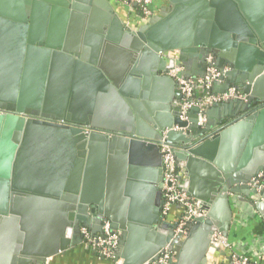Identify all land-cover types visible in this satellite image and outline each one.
<instances>
[{"label":"water","instance_id":"1","mask_svg":"<svg viewBox=\"0 0 264 264\" xmlns=\"http://www.w3.org/2000/svg\"><path fill=\"white\" fill-rule=\"evenodd\" d=\"M89 2L0 0V264H45L86 244L82 226L97 223L101 232L105 220L123 234L116 254L122 264H155L165 249L170 264H209L210 253L228 241L232 195L253 205L264 220V189L252 187L264 171V107H258L264 106V0H166V12L135 36L144 63L130 68V55L120 74L72 45L74 32L82 30L75 22L86 18ZM211 27L216 35L217 27L224 32L209 36ZM237 53H247V59ZM193 58L206 69L232 67L211 94L235 87L246 99L215 104L200 125L205 111H185L180 89L171 107L142 103L125 92L141 83V71L144 84L151 75L175 88L169 71L184 66L180 77L189 78ZM61 67L70 81L82 72L97 88L122 98L126 124L114 130L76 118L72 106L66 108L73 87L63 96L56 89ZM129 68L127 84L121 85ZM218 111L224 115L213 121ZM51 132L66 139L44 140ZM163 143L174 147L177 163H185L191 178L206 177L209 183L203 196L180 185L205 213L185 233L176 232L183 209L176 219L163 214Z\"/></svg>","mask_w":264,"mask_h":264},{"label":"crops","instance_id":"2","mask_svg":"<svg viewBox=\"0 0 264 264\" xmlns=\"http://www.w3.org/2000/svg\"><path fill=\"white\" fill-rule=\"evenodd\" d=\"M166 0H154L155 16L167 10ZM87 11L83 15L86 17L82 22H75L74 27H82L81 31L76 30L75 35L72 37V45L76 47L79 52H86L90 57L92 56L96 61H102L105 67L112 73L120 74L127 68L129 64L130 55L133 63L138 67L144 63L143 57L144 49L141 41L135 37L137 33L143 28L146 22L139 17V13L134 5L123 3L119 0H90L85 4ZM80 25V26H77ZM218 35L214 30L209 29L207 34L209 36L215 34L216 38L222 35L224 30L217 27ZM81 33V35H80ZM221 33V34H220ZM87 34V36H86ZM90 35V36H89ZM94 35V36H93ZM139 41V42H138ZM237 50V49H235ZM239 51V50H238ZM239 54L237 53V58ZM27 59V56H25ZM239 59L246 60V55H240ZM134 66V65H133ZM228 66L229 65H225ZM147 67V66H144ZM130 68L122 79L121 85L127 84ZM182 71L185 69L181 67ZM208 69V68H207ZM206 67L200 63L199 59H192L189 66V78L200 79L203 78L199 74L207 72ZM82 72L72 75V80L68 78L69 72L67 68L61 67L56 70V89L63 96V93L68 87H73L66 96V108L72 106L73 113L76 118L84 119L90 123L109 126L114 130L121 129L129 117L126 112L125 102L122 98H118L115 93L110 89L99 86L93 82L92 77L85 78ZM142 77L141 83L137 86L125 88V92L130 98L138 99L140 102L154 103L158 106L167 105L172 106L176 100L177 90L179 87H170L166 83H160L152 80V76H148L149 80L144 84L145 74L139 72ZM136 78V79H137ZM48 79L46 81L45 92L47 91ZM206 92L203 88H197L194 93V106L192 109L204 110L206 115L199 114V124L207 121V112L215 107L214 105L206 104L204 97ZM183 97V95H182ZM189 109V110H190ZM187 110V111H189ZM217 110V109H216ZM201 113V112H200ZM224 114L221 111L213 113L211 119L219 121ZM1 124V123H0ZM2 127H0V130ZM26 128L24 127V130ZM192 133V132H191ZM25 132H22L24 135ZM44 140H52L55 144L62 143L65 140V135L61 133H46L43 135ZM72 137L73 147L77 146V141ZM1 165V162H0ZM179 166V183L186 185L187 189L191 187L195 189L201 196L204 195L203 190L209 189V183L206 177L194 176L190 177L185 163H178ZM12 172L14 171V162L10 165ZM189 193L188 190H185ZM190 194V193H189ZM191 195V194H190ZM192 196V195H191ZM196 200V199H195ZM203 203V201H201ZM231 206L233 210V220L231 223V230L229 232L227 244H221L216 253H210L209 264H231L234 254L247 256L251 260L264 261V220L257 209L248 202L240 201L237 195H232ZM181 207L175 206L173 210L166 216L167 219H176L181 215ZM92 219H96L95 214L89 213ZM90 230L97 229V223H91ZM98 231V229H97ZM121 241L117 248H119ZM94 233V232H93ZM99 233V231L97 232ZM94 233V234H97ZM75 237V234H73ZM79 239L80 235H76ZM230 253H232L230 255ZM116 260L102 258L97 251L87 244H77L71 249L49 260L48 264H122Z\"/></svg>","mask_w":264,"mask_h":264},{"label":"built area","instance_id":"3","mask_svg":"<svg viewBox=\"0 0 264 264\" xmlns=\"http://www.w3.org/2000/svg\"><path fill=\"white\" fill-rule=\"evenodd\" d=\"M123 3L134 5L140 10L139 17L144 22L149 21L155 16L154 0H119ZM228 71L227 68L220 70L215 66L208 67L205 77L200 79L182 78L180 67L169 71V76L174 78L179 89L183 95V108L185 111L194 106V93L197 88H203L206 92L204 100L206 104L214 105L232 101L234 99L245 100L246 95L239 92L235 87L229 89L222 94H211L209 90L213 87L215 82L220 81L224 74ZM163 153V168L164 180L162 183V192L165 198L163 206V214L167 216L173 207H181L184 213L177 226V233H185L187 227L191 224L194 218L204 216V211L199 210L196 200L186 191L180 187L179 166L174 154V147L171 144L163 143L161 145ZM259 186V190L264 189V171L259 173L253 179V185ZM80 234L84 242L99 253L102 258L117 260V248L121 241V233L112 228L111 222L105 220L101 232L94 234L90 228L82 226ZM216 239L219 235L215 236ZM222 244H227L223 241ZM171 253L165 249L155 264H170ZM49 262V261H48ZM45 263V264H48ZM231 264H264V261L251 260L247 256L234 254Z\"/></svg>","mask_w":264,"mask_h":264},{"label":"flooded vegetation","instance_id":"4","mask_svg":"<svg viewBox=\"0 0 264 264\" xmlns=\"http://www.w3.org/2000/svg\"><path fill=\"white\" fill-rule=\"evenodd\" d=\"M224 68H227L229 71L232 70V67H230V66H229V67H228V66H225V67H223V69H224ZM261 106H262V107H261ZM258 107L263 108V107H264V106H263V103H260V104L258 105ZM261 108H260V109H261ZM258 109H259V108H258Z\"/></svg>","mask_w":264,"mask_h":264},{"label":"trees","instance_id":"5","mask_svg":"<svg viewBox=\"0 0 264 264\" xmlns=\"http://www.w3.org/2000/svg\"><path fill=\"white\" fill-rule=\"evenodd\" d=\"M136 9H137L138 13H140V10L138 9V7H136Z\"/></svg>","mask_w":264,"mask_h":264}]
</instances>
